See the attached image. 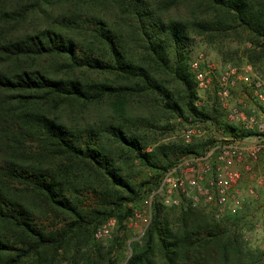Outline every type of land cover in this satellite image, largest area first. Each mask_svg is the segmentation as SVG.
I'll return each mask as SVG.
<instances>
[{
	"label": "trees",
	"instance_id": "obj_1",
	"mask_svg": "<svg viewBox=\"0 0 264 264\" xmlns=\"http://www.w3.org/2000/svg\"><path fill=\"white\" fill-rule=\"evenodd\" d=\"M192 33L239 35L264 69V0H0V264H57L80 251L84 264H113L92 236L97 225H122L125 204L137 206L179 156L216 143L150 140L172 117L253 134L196 104ZM134 165L147 179L134 180ZM172 207L180 212L169 223L154 204L126 264H260L261 251L243 258L241 212L218 220Z\"/></svg>",
	"mask_w": 264,
	"mask_h": 264
},
{
	"label": "rangeland",
	"instance_id": "obj_2",
	"mask_svg": "<svg viewBox=\"0 0 264 264\" xmlns=\"http://www.w3.org/2000/svg\"><path fill=\"white\" fill-rule=\"evenodd\" d=\"M190 10L191 6L188 11ZM190 39L187 50L190 56L189 67L194 73L197 89L198 98L196 104L198 106H206V109L210 110V112H212V109H215L217 120H223L229 124L239 126L243 130L252 131V135L259 133L256 126L253 128H246L242 120H230L227 115V108L217 95L219 78L226 72L228 66L237 68V74L241 77H245L248 81L253 80L255 77L264 80V69H256L243 54L244 48L250 46V44L242 43L239 35L236 34L223 36L220 39H215V42H210L203 35L192 33ZM197 72H203L205 74V78L208 79L206 85H199L196 78ZM248 81H244L243 78L236 79V83L230 89L228 103L237 105L247 115L255 114L257 120L264 122V102L260 103L252 97L250 87L247 85ZM169 124L170 126L167 130H158L152 137L150 136V140L154 137L159 138V143L180 140L189 143L196 140H208V145H210L224 138L232 137L226 132L223 125H219L214 121L194 120L191 116L172 117L169 120ZM259 135L264 136V132ZM202 153H204V151ZM184 156H179L176 161ZM248 164L251 167L250 170L246 168ZM232 166L241 172L239 190L243 197L242 208L235 213L241 212L243 214V219H241L238 224H235V229L237 230L236 233L240 234L239 240L242 245L243 258L244 260L248 259V256L245 254L247 250L254 252L258 256L261 255L259 252L261 251L263 255H261L260 258V264H264V150L257 160H233ZM133 168L134 180H136V182L147 179L149 176L150 172L146 168L138 165H134ZM251 189L253 192L250 191ZM147 196L148 194L137 202V206H133L131 202L125 204L127 208L131 209L132 213L122 225H119L115 217H108L92 231V236L94 240L100 244L103 255L106 258H110L113 264H126L132 254V245L135 242L142 245L143 237L150 222L146 225V216L137 218L135 212L144 213V210L147 208L145 203ZM83 199L84 202L90 206L97 201L96 198L88 192L83 194ZM155 203L156 202H154L151 207V219L154 213L153 208ZM192 207H196L199 211H203L208 216L214 215L218 220L223 218L226 214H217L216 210L211 205H204L203 203ZM179 212L180 210L175 207L163 205L162 213L167 214V221L169 223L177 220ZM164 219L165 217H163V220ZM104 225L108 231L106 233L101 231V233L97 235L98 230ZM56 226H63V222L57 223ZM82 255L83 251L78 252L75 255L76 257H63V255L60 254L56 263L74 264L75 258H77L80 264H84L81 259Z\"/></svg>",
	"mask_w": 264,
	"mask_h": 264
},
{
	"label": "built area",
	"instance_id": "obj_3",
	"mask_svg": "<svg viewBox=\"0 0 264 264\" xmlns=\"http://www.w3.org/2000/svg\"><path fill=\"white\" fill-rule=\"evenodd\" d=\"M196 78L201 86L208 81L203 72H197ZM242 78L248 81L237 74V68L228 66L219 78L217 95L227 108L230 120H242L246 128L256 126L259 133L245 138H224L202 154L180 158L164 171L145 199L147 208L144 213L135 212L137 218L146 216V225L151 220L154 202L165 206H177L182 202L191 206L203 203L211 205L217 214L235 213L242 208L243 197L239 190L241 172L232 166V161H255L264 150V136L259 135L264 132V122L257 120L255 114L247 115L237 105L228 103L231 87L236 79ZM247 85L252 97L260 103L264 102V80L255 77ZM246 168L251 169L249 164ZM250 191L253 192L252 189ZM101 231L106 233L108 229L102 226L97 235Z\"/></svg>",
	"mask_w": 264,
	"mask_h": 264
}]
</instances>
